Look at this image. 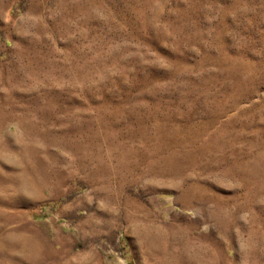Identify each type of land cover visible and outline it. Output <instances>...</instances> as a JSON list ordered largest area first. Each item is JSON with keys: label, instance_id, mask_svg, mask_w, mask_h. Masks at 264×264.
Wrapping results in <instances>:
<instances>
[{"label": "rangeland", "instance_id": "obj_1", "mask_svg": "<svg viewBox=\"0 0 264 264\" xmlns=\"http://www.w3.org/2000/svg\"><path fill=\"white\" fill-rule=\"evenodd\" d=\"M0 264H264V0H0Z\"/></svg>", "mask_w": 264, "mask_h": 264}]
</instances>
